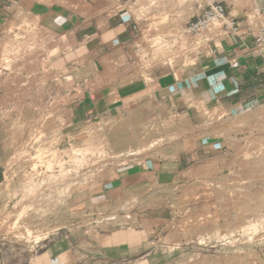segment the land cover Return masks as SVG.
<instances>
[{"label":"rangeland","instance_id":"1","mask_svg":"<svg viewBox=\"0 0 264 264\" xmlns=\"http://www.w3.org/2000/svg\"><path fill=\"white\" fill-rule=\"evenodd\" d=\"M212 1L222 2L239 28L255 34L264 26V0H131L118 7L131 31L125 45L103 50L107 55L97 68L86 63L89 49L72 48L67 35L48 32L33 18L18 16L7 27L0 45V125L30 119L39 106L45 132L25 161L14 162L18 190L6 193L0 186V264H26L38 251L36 242L53 228L67 227L69 218L88 217V226L103 229L135 211L132 204L156 209L166 219L158 244L173 256L164 264H264V105L238 115L224 109L201 114L200 137L207 146L216 141L215 149L188 177L159 182L147 202L135 198L122 207L84 208V189L116 176L117 168L144 164V156L159 160L193 148L179 145L192 129L189 121L171 120L166 113L154 118L149 112L154 101L147 95L134 98L133 90L140 78L148 84L155 76H179L194 67L221 22L197 34L186 26ZM36 57L44 58L38 77ZM116 75L121 88L130 91L128 104L139 99L144 112L91 120L69 146L66 114H60V132L53 131L58 114L52 109L68 103L72 84L77 83L79 95L84 87L115 84ZM24 151L30 150L25 146ZM21 188H45V193L26 194Z\"/></svg>","mask_w":264,"mask_h":264},{"label":"crops","instance_id":"2","mask_svg":"<svg viewBox=\"0 0 264 264\" xmlns=\"http://www.w3.org/2000/svg\"><path fill=\"white\" fill-rule=\"evenodd\" d=\"M129 1L0 0V45L8 33L7 27L18 16L22 20L33 18L40 28L53 34L67 35L72 48L89 49L85 53H89L86 63L97 68L107 55L103 50L125 45L131 31L118 7ZM201 52L188 73L155 76L148 84L140 78V83L133 90L134 98L147 95L154 101L149 111L154 118L166 113L171 120L180 117L189 121L192 129L183 133L179 145L191 143L193 148H182L171 158L159 160L155 156H144V164L117 168L116 176L105 177L98 187L84 189L85 212H89V207L93 209L101 204L122 207L135 198L139 203L147 202L156 192L154 189L159 182L173 184L188 177L204 160L205 154L217 145L216 141L209 140L208 143L212 144L207 146L206 140L200 137L204 134L201 114L224 109L238 115L264 105V61L257 54L249 28H239L230 34L218 33L204 44ZM43 59L36 57L37 77L40 72L44 73V68H39ZM97 75L87 78V81L94 80ZM119 80H122L121 76L116 75L115 84L84 87L79 95L77 83L72 84L67 93L68 103L62 108L52 109L54 115L58 114V122L54 121L52 130L56 128L60 132V114L65 113L64 128L68 129L71 146L73 141L76 143L78 131L88 127L86 123L91 120H102L114 114L127 118L132 112H144L139 99L137 104H128L130 91L121 88L117 83ZM31 112L34 115L30 119L11 120L0 125V186L4 185L6 193L18 190L14 188L19 173L14 162L25 161L27 152L44 139V108L36 106ZM25 146L30 151L25 153ZM21 190L26 194L44 196L45 193V188ZM76 197L75 189V202ZM134 205L129 208L135 211L120 215V220L103 229L94 230L93 226H88V217L80 221L69 218L67 227L53 228L36 242L38 251L26 264L166 263L173 252L169 247L158 244L166 219L156 209H140Z\"/></svg>","mask_w":264,"mask_h":264},{"label":"built area","instance_id":"3","mask_svg":"<svg viewBox=\"0 0 264 264\" xmlns=\"http://www.w3.org/2000/svg\"><path fill=\"white\" fill-rule=\"evenodd\" d=\"M214 21L221 22V26L216 32V35L218 33L230 34L237 31L240 27L235 16H231L227 12L222 2L212 1L195 14L193 20L187 23L186 28L188 32L197 34ZM252 36L257 54L264 61V26L257 30L255 34H252Z\"/></svg>","mask_w":264,"mask_h":264}]
</instances>
